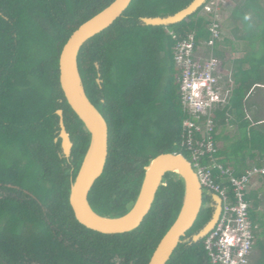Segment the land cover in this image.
Segmentation results:
<instances>
[{
    "label": "trees",
    "instance_id": "obj_1",
    "mask_svg": "<svg viewBox=\"0 0 264 264\" xmlns=\"http://www.w3.org/2000/svg\"><path fill=\"white\" fill-rule=\"evenodd\" d=\"M111 1L0 0V264H147L180 209L183 181L173 172L163 175L149 211L130 231L88 228L75 218L69 202L90 135L60 87L59 53L72 31ZM191 1L131 0L77 53L85 94L108 126L105 164L88 192L90 206L100 215L120 216L129 210L152 157L162 152L187 155L179 146L186 115L179 102L173 47L189 31L196 39L207 37V20L199 14L207 0L169 25L146 24L142 18L173 14ZM250 9H259L254 0H242L231 11L250 30L242 36L249 38L250 48L232 61L228 104L213 111L216 129L235 126L231 137H215L225 141L217 152L220 161L236 174L249 166L247 160L264 165V19L254 32L245 18ZM212 53L225 63L221 48L215 46ZM57 110L71 142L68 154ZM246 198L258 250L250 264H264V238L258 236H264V215L257 212L261 198L254 190ZM210 217V207L201 206L181 237L189 239L178 242L165 264H209L203 237L194 241L191 235Z\"/></svg>",
    "mask_w": 264,
    "mask_h": 264
},
{
    "label": "built area",
    "instance_id": "obj_2",
    "mask_svg": "<svg viewBox=\"0 0 264 264\" xmlns=\"http://www.w3.org/2000/svg\"><path fill=\"white\" fill-rule=\"evenodd\" d=\"M228 5V0H207L203 4L199 14L207 20L206 38L196 39L194 31L176 38L173 61L179 70L176 77L179 102L186 115L181 123L179 146L187 153L183 155L203 192L216 194L221 201L215 224L203 236L209 264H249L256 225L246 195L259 176H264V165L251 164L239 174L224 165L217 154L220 146L213 120V111L228 104L233 88L231 71L212 53L223 39L222 22ZM200 81L204 83L199 84ZM194 91L198 93L195 97ZM197 100L200 106H195ZM225 231L238 239L231 245L222 243Z\"/></svg>",
    "mask_w": 264,
    "mask_h": 264
},
{
    "label": "water",
    "instance_id": "obj_3",
    "mask_svg": "<svg viewBox=\"0 0 264 264\" xmlns=\"http://www.w3.org/2000/svg\"><path fill=\"white\" fill-rule=\"evenodd\" d=\"M131 0H112L100 11L79 24L63 44L58 59L59 83L64 97L82 121L83 129L89 135V145L83 157L81 166L75 176L69 191V202L75 218L88 228L103 233H120L130 231L141 223L149 211L157 188L162 184L166 172L177 174L183 181V199L175 220L162 235L153 250L147 264H165L181 237L192 226L203 203L205 195L187 158L177 152H162L152 157L144 166V175L136 200L129 210L120 216H104L96 213L88 201V192L94 181L101 174L108 152V126L100 111L91 103L85 94L78 68L77 53L82 44L107 28L128 6ZM205 0H192L179 11L166 15L143 17L146 24L169 25L186 18L193 13ZM72 71L78 82V89L72 81ZM60 115L62 148L69 153L71 142L66 132L62 111ZM178 169V170H176ZM217 205L210 219L193 235V240L202 238L215 224L220 212V198L210 195ZM93 215V216H92ZM104 218L105 221L98 220Z\"/></svg>",
    "mask_w": 264,
    "mask_h": 264
},
{
    "label": "rangeland",
    "instance_id": "obj_4",
    "mask_svg": "<svg viewBox=\"0 0 264 264\" xmlns=\"http://www.w3.org/2000/svg\"><path fill=\"white\" fill-rule=\"evenodd\" d=\"M255 4L259 6V9L253 10H247L245 18L248 20V24L253 27L254 32H259L258 24H261L264 19V0H254ZM229 5L226 9V15L224 16V20L222 22V36L223 39L220 41L217 45V47L221 48L224 52V60L227 66L232 65V61L236 58L243 57L250 48L249 45V38L248 37H242L247 36V33L250 30L245 29L244 22L242 19L233 18L231 16V11L235 7L236 4H239L242 2V0H228ZM256 48L259 44V39L255 40ZM264 87V85H263ZM248 115L250 117L251 113L248 112ZM235 126L232 124H226L224 126H220L217 128V134H228L230 137L232 136V133L234 132ZM232 139V138H231ZM218 145L221 147L224 145L225 141L223 140H217ZM230 142V140H229ZM228 143V141H227ZM247 164L251 165L254 164L252 161L247 160ZM251 190H259V197L261 198V203L259 207L257 208V212L261 215H264V176H259L258 180L252 185ZM206 194V192L204 191ZM262 230V228H258L257 226V233H259ZM259 238L263 239L264 236L261 234H258ZM258 254V250L256 247H253V252L250 257V261H253V258ZM249 261V264L251 263Z\"/></svg>",
    "mask_w": 264,
    "mask_h": 264
},
{
    "label": "clouds",
    "instance_id": "obj_5",
    "mask_svg": "<svg viewBox=\"0 0 264 264\" xmlns=\"http://www.w3.org/2000/svg\"><path fill=\"white\" fill-rule=\"evenodd\" d=\"M199 84H203L204 83V81H200V82H198ZM198 95V93L197 92H193V96L195 97V96H197ZM214 98V97H213ZM195 106H200V103H199V101L197 100L196 101V104H195ZM238 239V237H235L234 235H232V234H230L228 231H225V233H224V235L222 236V238H221V242L222 243H227V244H233L236 240ZM225 254H227L226 252H225Z\"/></svg>",
    "mask_w": 264,
    "mask_h": 264
},
{
    "label": "flooded vegetation",
    "instance_id": "obj_6",
    "mask_svg": "<svg viewBox=\"0 0 264 264\" xmlns=\"http://www.w3.org/2000/svg\"><path fill=\"white\" fill-rule=\"evenodd\" d=\"M216 205H217V202H216L215 200H213L212 198H210L209 200H205V196H204L202 206H204V207H210V209H211V215H212V212L214 211ZM200 229H201V228H200ZM200 229H199V230H200ZM199 230H198V231H199ZM198 231H197V232H198ZM185 233H186V232H185ZM195 233H196V232H195ZM195 233H193V234L191 235L192 240H193V235H194ZM184 235H185V234H184ZM184 235H183V236H184ZM188 239H189V237H184V238L181 239L180 241H182V240H188Z\"/></svg>",
    "mask_w": 264,
    "mask_h": 264
},
{
    "label": "bare ground",
    "instance_id": "obj_7",
    "mask_svg": "<svg viewBox=\"0 0 264 264\" xmlns=\"http://www.w3.org/2000/svg\"><path fill=\"white\" fill-rule=\"evenodd\" d=\"M72 81H73V84H74L75 88L78 89V82H77V79H76L75 74H74L73 71H72ZM78 90H79V89H78ZM176 170H178V169H176ZM178 171H179V170H178ZM92 216H93V215H92ZM98 220H100V221H105L104 218H99Z\"/></svg>",
    "mask_w": 264,
    "mask_h": 264
},
{
    "label": "crops",
    "instance_id": "obj_8",
    "mask_svg": "<svg viewBox=\"0 0 264 264\" xmlns=\"http://www.w3.org/2000/svg\"><path fill=\"white\" fill-rule=\"evenodd\" d=\"M224 66H225V68H226L227 70H230L231 73L233 72L232 65L228 67L227 64L224 63ZM246 116H247L248 118H250L249 115H248V112L246 113ZM254 191L259 192V190H254Z\"/></svg>",
    "mask_w": 264,
    "mask_h": 264
}]
</instances>
